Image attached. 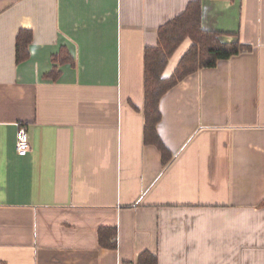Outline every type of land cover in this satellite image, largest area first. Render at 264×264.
Instances as JSON below:
<instances>
[{"label":"crops","instance_id":"0c3cea01","mask_svg":"<svg viewBox=\"0 0 264 264\" xmlns=\"http://www.w3.org/2000/svg\"><path fill=\"white\" fill-rule=\"evenodd\" d=\"M189 1L0 0V264H264V0H200L203 28L251 50L161 97L165 165L143 142V49Z\"/></svg>","mask_w":264,"mask_h":264},{"label":"trees","instance_id":"16d2710c","mask_svg":"<svg viewBox=\"0 0 264 264\" xmlns=\"http://www.w3.org/2000/svg\"><path fill=\"white\" fill-rule=\"evenodd\" d=\"M221 33L205 29L201 25V2L191 0L183 11L162 23L157 29V41L153 46L143 49V142L155 145L161 153L165 165L171 153L157 133V124L161 119L159 101L161 97L178 82L197 70L213 67L221 59H227L243 51L251 50V45L238 39L224 41ZM32 31L20 28L15 37V60L23 62L29 56ZM172 70H165L170 59L182 49ZM55 63L70 61L72 57L61 47L52 55ZM59 71L55 65L47 76L56 78ZM113 236V239L110 237ZM99 244L107 248H116L115 229L99 228ZM135 264H157V256L150 251H142Z\"/></svg>","mask_w":264,"mask_h":264},{"label":"built area","instance_id":"2783aa9c","mask_svg":"<svg viewBox=\"0 0 264 264\" xmlns=\"http://www.w3.org/2000/svg\"><path fill=\"white\" fill-rule=\"evenodd\" d=\"M30 148L29 139L24 126L19 125L15 134V151L19 155L25 154Z\"/></svg>","mask_w":264,"mask_h":264}]
</instances>
